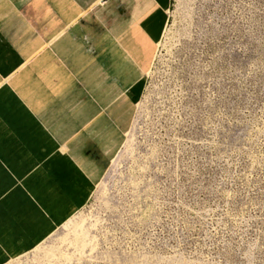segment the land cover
<instances>
[{
	"label": "rangeland",
	"instance_id": "obj_1",
	"mask_svg": "<svg viewBox=\"0 0 264 264\" xmlns=\"http://www.w3.org/2000/svg\"><path fill=\"white\" fill-rule=\"evenodd\" d=\"M6 264H264V0H172L93 198Z\"/></svg>",
	"mask_w": 264,
	"mask_h": 264
},
{
	"label": "crops",
	"instance_id": "obj_2",
	"mask_svg": "<svg viewBox=\"0 0 264 264\" xmlns=\"http://www.w3.org/2000/svg\"><path fill=\"white\" fill-rule=\"evenodd\" d=\"M172 0H0V264L93 198L123 148Z\"/></svg>",
	"mask_w": 264,
	"mask_h": 264
}]
</instances>
